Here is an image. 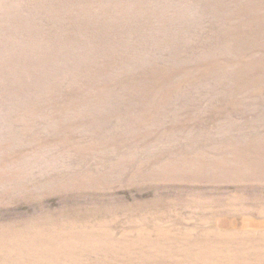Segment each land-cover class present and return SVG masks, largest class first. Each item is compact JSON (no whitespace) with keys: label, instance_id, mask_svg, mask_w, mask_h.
I'll return each instance as SVG.
<instances>
[{"label":"rangeland","instance_id":"obj_1","mask_svg":"<svg viewBox=\"0 0 264 264\" xmlns=\"http://www.w3.org/2000/svg\"><path fill=\"white\" fill-rule=\"evenodd\" d=\"M0 264H264V0H0Z\"/></svg>","mask_w":264,"mask_h":264}]
</instances>
